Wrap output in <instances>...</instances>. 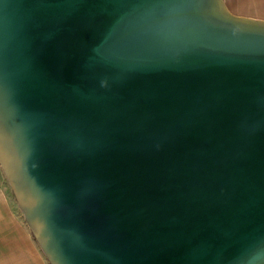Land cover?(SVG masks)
Masks as SVG:
<instances>
[{"label":"water","instance_id":"obj_1","mask_svg":"<svg viewBox=\"0 0 264 264\" xmlns=\"http://www.w3.org/2000/svg\"><path fill=\"white\" fill-rule=\"evenodd\" d=\"M0 164L51 264H264V19L0 0Z\"/></svg>","mask_w":264,"mask_h":264},{"label":"crops","instance_id":"obj_2","mask_svg":"<svg viewBox=\"0 0 264 264\" xmlns=\"http://www.w3.org/2000/svg\"><path fill=\"white\" fill-rule=\"evenodd\" d=\"M237 15L264 19V0H225ZM0 264H51L34 237L0 164Z\"/></svg>","mask_w":264,"mask_h":264}]
</instances>
